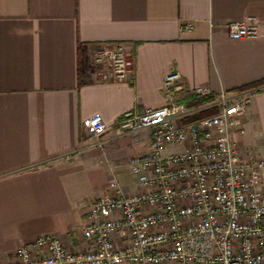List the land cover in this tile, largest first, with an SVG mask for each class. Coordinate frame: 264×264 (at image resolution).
Returning a JSON list of instances; mask_svg holds the SVG:
<instances>
[{
  "label": "crops",
  "instance_id": "crops-1",
  "mask_svg": "<svg viewBox=\"0 0 264 264\" xmlns=\"http://www.w3.org/2000/svg\"><path fill=\"white\" fill-rule=\"evenodd\" d=\"M247 18L259 34L231 38L225 24ZM115 42L133 53V82L99 75L96 55ZM172 69L216 93L258 89L234 138L264 156V0H0V264L43 233L82 249L90 202L109 181L139 189L129 160L149 130L95 140L83 121L99 113L112 126L162 105Z\"/></svg>",
  "mask_w": 264,
  "mask_h": 264
},
{
  "label": "built area",
  "instance_id": "built-area-1",
  "mask_svg": "<svg viewBox=\"0 0 264 264\" xmlns=\"http://www.w3.org/2000/svg\"><path fill=\"white\" fill-rule=\"evenodd\" d=\"M225 26L235 39L259 34L252 18ZM96 61L106 65L102 79L134 81L133 53L122 42ZM257 91L191 87L172 69L162 105L127 111L112 126L99 113L86 118L84 135L95 140L109 129L115 136L149 130L148 149L129 160L139 189L127 193L109 181L90 202L82 249L43 233L1 264H264V156L243 154L234 138Z\"/></svg>",
  "mask_w": 264,
  "mask_h": 264
},
{
  "label": "trees",
  "instance_id": "trees-1",
  "mask_svg": "<svg viewBox=\"0 0 264 264\" xmlns=\"http://www.w3.org/2000/svg\"><path fill=\"white\" fill-rule=\"evenodd\" d=\"M260 82H262V81H259V82L255 83V84L251 85V86H255V85H257V84L260 83ZM245 88H246V87H245ZM213 111H214V110L212 109V110H209L208 112L211 113V112H213Z\"/></svg>",
  "mask_w": 264,
  "mask_h": 264
},
{
  "label": "rangeland",
  "instance_id": "rangeland-1",
  "mask_svg": "<svg viewBox=\"0 0 264 264\" xmlns=\"http://www.w3.org/2000/svg\"><path fill=\"white\" fill-rule=\"evenodd\" d=\"M209 110H212V109L209 108V109L207 110V112H208ZM172 149H180V146H178V147H173ZM131 179H132V178H131ZM132 181H133V179H132Z\"/></svg>",
  "mask_w": 264,
  "mask_h": 264
}]
</instances>
